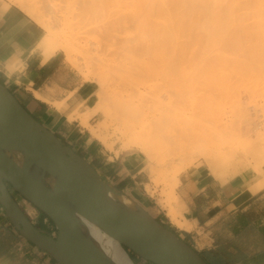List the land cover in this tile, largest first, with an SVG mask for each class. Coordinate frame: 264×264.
<instances>
[{
	"label": "bare ground",
	"instance_id": "1",
	"mask_svg": "<svg viewBox=\"0 0 264 264\" xmlns=\"http://www.w3.org/2000/svg\"><path fill=\"white\" fill-rule=\"evenodd\" d=\"M13 1L45 28L46 39L57 35L56 45L70 64L85 70L84 78L93 79L99 86L98 101L82 115L72 113L70 120L79 118L110 149L114 144L110 138L115 136L122 141V148L141 152L159 179L172 181L171 192L179 181L178 166L182 165L177 163L170 170L163 165L179 157L171 148L176 139L187 151L207 137L212 126L219 132L232 128L240 133L246 124L247 112L242 104L235 103L243 92L236 90L247 82L264 80V0ZM141 75L151 79L160 76L167 81L146 113L138 106L139 113L134 112L127 104L149 92L138 90ZM227 99L238 105L235 113L223 108ZM221 106L215 114L220 113L222 119L218 121L216 117L220 116L215 115L216 122L211 123L214 107ZM99 114L103 116L101 123L90 125L88 119ZM138 114L142 116L135 118ZM110 124L115 127L108 133ZM236 149L226 156L199 151L195 157L203 158L214 173H227L231 165L239 164H231L234 158L247 160ZM176 213L169 204L170 220L178 228L189 229ZM88 229L116 264H134L117 241L104 237L93 226Z\"/></svg>",
	"mask_w": 264,
	"mask_h": 264
},
{
	"label": "crops",
	"instance_id": "2",
	"mask_svg": "<svg viewBox=\"0 0 264 264\" xmlns=\"http://www.w3.org/2000/svg\"><path fill=\"white\" fill-rule=\"evenodd\" d=\"M4 3L0 0V81L37 120L89 162L90 156L96 161L94 138L78 119L70 121L67 117L72 110L80 113L93 106L95 84L78 81L56 53L46 55L41 46L42 26L17 5ZM62 101L59 107L53 105ZM138 153L121 154L107 164L97 161L95 167L148 210L150 204L138 186L143 183L144 171ZM178 180L175 206L189 229L178 228L168 220L171 229L209 264H264V175L246 170L216 175L207 166L194 165L182 170ZM160 212L153 216L163 222ZM162 215L168 218L165 212ZM27 216L37 227L54 234V227L44 217L36 213ZM146 263L150 262L137 264ZM0 264H58L18 232L1 204Z\"/></svg>",
	"mask_w": 264,
	"mask_h": 264
},
{
	"label": "water",
	"instance_id": "3",
	"mask_svg": "<svg viewBox=\"0 0 264 264\" xmlns=\"http://www.w3.org/2000/svg\"><path fill=\"white\" fill-rule=\"evenodd\" d=\"M5 182L48 216L54 234L32 223ZM0 204L18 232L58 264H116L89 225L153 264H209L32 116L1 82Z\"/></svg>",
	"mask_w": 264,
	"mask_h": 264
},
{
	"label": "rangeland",
	"instance_id": "4",
	"mask_svg": "<svg viewBox=\"0 0 264 264\" xmlns=\"http://www.w3.org/2000/svg\"><path fill=\"white\" fill-rule=\"evenodd\" d=\"M4 1H5L4 4H15L21 10H23L25 12V10L15 1H13V0H4ZM27 15L30 16L29 14H27ZM33 20L35 21V19H33ZM42 28L44 30V37H43V40L41 42V46L43 47V50L46 53V55H51L53 53H56L58 58L63 62V64H65L70 70L75 72V76L77 77L78 81L90 80V81H93L96 88H99L96 81H94L93 79H90V78L89 79L84 78L82 71H85V70H81V69H78V68L72 66L70 64V62L67 60L64 51L58 49V46L56 45L57 35L53 36L54 39H52L53 37L51 38V40L46 39V38H48L47 32H46L44 27H42ZM135 77L139 80L138 76L134 75V78ZM141 77H142V75H141ZM140 80H142V79H140ZM166 85H167V81L164 80L163 78H161L160 76L156 77L155 79H151V77H149V78L144 77L140 86L138 87V90L140 92H148V91L149 92L145 93L142 96L143 99H136V97H135L134 99L132 98V100H128L127 104L132 108V110L134 112L138 111L136 109L137 108L136 106H138L139 109H141L143 112L145 111L144 113H146L147 111L150 110L149 108L151 106H153V104L156 102L157 92L162 91V89H164V87ZM237 87H239L236 90L237 92H239V91L243 92V94L241 95L242 97L240 98V101L238 100L240 102V104L238 103L237 100L234 99V97L231 96L232 101L234 99L235 103L238 104L239 106L242 104L241 107L243 109H245V111L247 112V115H248V119H247L248 123L246 122L244 127L240 129V133H239L238 129H236V131H235L232 128H230V130L228 129L227 131L225 128V130H223V132H221L222 130L219 132L216 128H214L212 126L209 128L210 133L207 135V137L204 136L202 139H200L197 142V146L193 145L187 151L182 150V147H181L182 142L180 140L176 139L171 144V148L173 147V150L179 153V157L177 159L172 160V161H168L166 164H164L163 166H165L166 170H170V169L175 168V164H177V163L182 165V167L178 166V169H177L178 174L182 170H184L190 166H194V165H196V166L204 165V166H207L210 170H212L210 168V166L208 165V163L203 158L198 159L195 157L199 151H206L208 153H213V154L216 153L219 155L226 156L229 152H231L232 148L236 147L237 148L236 150H238V152H239L238 154L245 155L247 160H244L245 158L240 159V157L234 158V162L231 164H237V162L239 164H237L235 167H234V165L233 166L231 165V167L228 169L227 173L222 172V173H219L218 175H227L229 173H232V172H235L238 170H246V171H251L252 173L264 175V80L261 79L260 81L259 80L258 81H251L249 83L247 82V84L239 85ZM136 88H137V85H136ZM237 92L232 93V95L234 96ZM96 101H98L97 95H96ZM230 101H231V99H230ZM230 101H229V99L225 100L224 101L225 104H223L224 105L223 108H225V110L227 112L230 111L229 113H232V111L233 112L237 111L235 109L238 107V105H236L234 102L232 104V102H230ZM62 104H64V101L59 102V103L58 102L53 103V105H55L56 107H59ZM212 106H218V105H216V104L214 105V103H213ZM227 106H229V108ZM214 108H215V110H214L215 112H214V115H212V116L215 119V115L220 116V113L219 114H215V113L217 110L221 111L222 106L221 107H214ZM72 113H73V115H82L84 112L78 113L77 111L72 110L67 116L68 120H70L69 117ZM138 113H139V111H138ZM141 116H142L141 114H138L137 117H135V118H139ZM220 118H221V116L219 118L216 117V119L218 121ZM76 119L79 120V118H76ZM102 119H103L102 115H100V114L94 115L88 119V123L90 125L97 126L101 123ZM214 119H212V120L210 119L211 123L216 122V119L215 120ZM73 120H75V119H73ZM80 126L86 128L81 123H80ZM114 127L115 126L113 124H110L109 126H107L106 127L107 132L111 133L113 131ZM87 131L89 132L88 129H87ZM90 135L94 138L96 145H97V148H98L97 156L95 157L96 161L93 158L94 156L93 157L90 156V160H91L90 163L92 165H96L97 161H100V163L102 164V163H105L107 160H115V158H118L121 154H124V153L139 152L138 150L133 149V148L132 149L122 148V141L120 139L119 140L115 139V136L110 138L111 140L114 141L113 148L110 149V148L106 147L103 143H101L100 140L95 138L91 133H90ZM240 135H242V136H240ZM237 139L240 140L239 141L240 143L237 142ZM138 154H141V156H142L141 157L142 158L141 165L144 166V171L142 172V175H141V176H143L142 177L143 183H141L138 186H140V188H141L140 191L144 192V194H143L144 200L146 202H148V204H150L148 211L152 215H154V214H157L158 210H161V212L158 213V216H160V218H162V220H164L163 223L166 226L168 225V227L171 228V224L168 221V220H170V218L167 214V207L169 204H171V206L174 207L175 211L178 213L176 206H175V198L173 195V193L176 194L175 193V187L177 184L174 185V192L173 191L171 192L172 181L171 180L163 181V179H159L157 177L158 176L157 171H155L154 168H151L147 165V161H146L145 156L141 152H139ZM239 159L243 160V161L239 162L240 161ZM109 163L113 164L114 161H108V164ZM105 164H107V163H105ZM160 168H162V167H159V169ZM178 174H177V177H178ZM160 193H164L163 196H159ZM160 197H162L163 200H159ZM21 203L23 204L24 211L28 215L33 216V213H36L37 216H41L42 218L43 217L48 218V216H46L44 213H42L40 210H38L36 207H34L26 199L23 198ZM162 212H165L168 218L163 217L164 215L161 216ZM46 222L49 223V225H52L54 227V224L52 223V221L49 218L46 220ZM170 222L172 224H174L171 220H170ZM54 230H55V227H54ZM53 233H55V231ZM126 251L129 254V256H131L132 260L134 261V264H137L141 261H145V260L141 259L140 257H138L137 255H135L134 253H132L131 251H128V250H126ZM146 262H148V261H146ZM150 263H146V264H150ZM151 264H153V263H151Z\"/></svg>",
	"mask_w": 264,
	"mask_h": 264
},
{
	"label": "flooded vegetation",
	"instance_id": "5",
	"mask_svg": "<svg viewBox=\"0 0 264 264\" xmlns=\"http://www.w3.org/2000/svg\"><path fill=\"white\" fill-rule=\"evenodd\" d=\"M5 185L7 187V189L9 190L10 194L14 197V199L16 200V202L18 203V205L21 207V209L24 211V207H23V204L21 203L22 202V197L12 189V187L7 183L5 182ZM25 212V211H24Z\"/></svg>",
	"mask_w": 264,
	"mask_h": 264
},
{
	"label": "trees",
	"instance_id": "6",
	"mask_svg": "<svg viewBox=\"0 0 264 264\" xmlns=\"http://www.w3.org/2000/svg\"><path fill=\"white\" fill-rule=\"evenodd\" d=\"M3 83V82H2ZM147 210V209H146ZM158 221H160L162 224H164L161 220H159L156 216H154ZM165 225V224H164ZM171 229V228H170ZM173 232H175L174 229H171ZM179 235V234H178Z\"/></svg>",
	"mask_w": 264,
	"mask_h": 264
},
{
	"label": "built area",
	"instance_id": "7",
	"mask_svg": "<svg viewBox=\"0 0 264 264\" xmlns=\"http://www.w3.org/2000/svg\"><path fill=\"white\" fill-rule=\"evenodd\" d=\"M44 219H45V221H46L48 218L44 217Z\"/></svg>",
	"mask_w": 264,
	"mask_h": 264
}]
</instances>
